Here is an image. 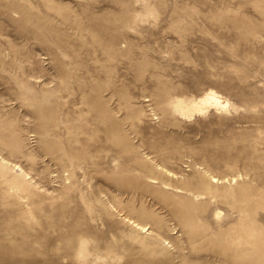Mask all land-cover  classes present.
<instances>
[{"label":"rangeland","instance_id":"obj_1","mask_svg":"<svg viewBox=\"0 0 264 264\" xmlns=\"http://www.w3.org/2000/svg\"><path fill=\"white\" fill-rule=\"evenodd\" d=\"M0 264H264V0H0Z\"/></svg>","mask_w":264,"mask_h":264},{"label":"bare ground","instance_id":"obj_2","mask_svg":"<svg viewBox=\"0 0 264 264\" xmlns=\"http://www.w3.org/2000/svg\"><path fill=\"white\" fill-rule=\"evenodd\" d=\"M206 103H213V104H215V105H220L221 104V102L218 100V97L217 96H215L214 94H209V97L206 99V101H205ZM144 229V228H143Z\"/></svg>","mask_w":264,"mask_h":264}]
</instances>
